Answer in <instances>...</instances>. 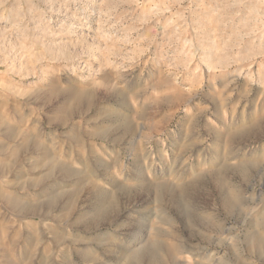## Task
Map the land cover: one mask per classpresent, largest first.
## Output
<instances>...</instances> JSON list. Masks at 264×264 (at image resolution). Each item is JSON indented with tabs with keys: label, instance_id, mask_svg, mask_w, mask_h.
<instances>
[{
	"label": "rangeland",
	"instance_id": "rangeland-1",
	"mask_svg": "<svg viewBox=\"0 0 264 264\" xmlns=\"http://www.w3.org/2000/svg\"><path fill=\"white\" fill-rule=\"evenodd\" d=\"M259 223L264 0H0V264H262Z\"/></svg>",
	"mask_w": 264,
	"mask_h": 264
},
{
	"label": "bare ground",
	"instance_id": "bare-ground-1",
	"mask_svg": "<svg viewBox=\"0 0 264 264\" xmlns=\"http://www.w3.org/2000/svg\"><path fill=\"white\" fill-rule=\"evenodd\" d=\"M72 97V95H71ZM82 98V96L80 94H75L74 95V99L75 101H79L80 99ZM124 108V107H123ZM94 136V135H92ZM13 134H10L7 139L9 141H12L14 138H13ZM28 143V142H27ZM31 145V144H30ZM28 147V146H27ZM32 147V146H31ZM40 147V146H39ZM43 148V147H42ZM27 149V148H26ZM43 154L45 153L44 151H42ZM42 154V153H41ZM43 156V155H42ZM41 156V157H42ZM45 157V156H44ZM41 161H43V158H41ZM40 164V163H39ZM47 167V166H46ZM61 168V167H60ZM63 168V167H62ZM61 170V169H59ZM55 174V173H54ZM63 175H66V176H74L76 181H74V184L82 179V178H85L88 176L89 172H88V169L85 170V171H82L80 173L78 172H72V171H62ZM49 177H50V174H48ZM47 175V176H48ZM191 175V173H190ZM197 175V174H196ZM195 174L193 176H196ZM201 174H198L197 176H200ZM190 177V176H189ZM187 177V180L188 178ZM42 179V178H41ZM41 179H38L37 183H36V186L38 187L40 185V180ZM48 179V178H47ZM52 179V177L50 178ZM54 179V178H53ZM70 179V178H69ZM87 179V178H86ZM43 181V180H42ZM191 181V180H190ZM195 183V182H194ZM212 184H214L215 186H217V188L219 187V185H223L224 187V192H225V197H226V205L227 206H231L232 203H233V200L234 199H238V197H240V195L242 194L241 192V184H232L230 182H228V179L226 178V176H221V175H215L213 178H212ZM88 185V188L93 190V186H91V184H87ZM187 185V184H186ZM32 187H35L34 185ZM41 187V186H40ZM74 194V193H73ZM72 197L69 198V200L71 199ZM242 198V197H241ZM225 199V198H224ZM243 199V198H242ZM239 201V200H238ZM237 203V202H235ZM7 204L9 206V208L11 209H17V202L14 200V199H8L7 200ZM225 206V205H224ZM100 208V209H99ZM102 208H104V205L102 203H100L99 207H98V210H102ZM38 209H34L32 207H28V208H25L24 209V216H33V213H35V211H37ZM259 210V209H258ZM261 211V210H260ZM41 214V213H40ZM39 216V215H38ZM37 216V218H38ZM39 218H42V219H45V215H41L39 216ZM258 229L259 231L257 232L256 235H253L250 239V241L248 242L247 246H246V249L248 250L249 253H251V251L253 249H256V248H261L262 247V241L264 239V224L263 223H259L258 224ZM254 232V231H253ZM253 234V233H252ZM255 234V232H254ZM190 245V244H189ZM188 245V241L187 240H182V242H180L176 247H175V251H177L178 253L180 254H188L189 257L191 256H195V254H191V251L187 250L188 247H190ZM191 248V247H190ZM188 257V258H189ZM187 258V257H186ZM262 264H264V260L261 262Z\"/></svg>",
	"mask_w": 264,
	"mask_h": 264
}]
</instances>
